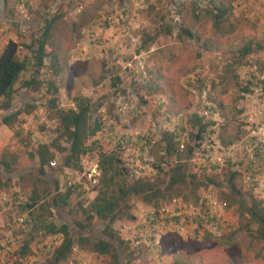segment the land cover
<instances>
[{"label": "rangeland", "instance_id": "rangeland-1", "mask_svg": "<svg viewBox=\"0 0 264 264\" xmlns=\"http://www.w3.org/2000/svg\"><path fill=\"white\" fill-rule=\"evenodd\" d=\"M31 1L2 0L0 15L9 20L8 29H15L19 22L25 27L20 8L30 21L44 20L40 8L52 0ZM79 6L51 13L48 57L37 71L31 56L22 59L17 51L25 68L16 85L34 76L39 83L34 91L29 87V97L39 99L38 106L51 94L48 81L63 87L54 94L58 107L63 103L60 108H69L75 96L97 105L91 116L102 121L103 128L87 141L90 155L117 150L130 179L140 175L154 179L158 174L165 181L163 173L152 167L162 161V134L176 135L175 150L182 156L204 126L199 131V148L186 159L193 184L172 187L156 208L131 198L132 218L113 223L119 238L130 245L127 251L138 253L131 255V264H264V241L258 239L257 225L244 212L254 197L264 205V0H79ZM219 11L223 13L215 30L212 16ZM40 26L30 32V38L25 29L21 31L18 46L29 52L27 45ZM245 45L250 47L246 55L241 53ZM54 69L59 71L55 76ZM14 92L11 98L17 96ZM141 100V110L135 109ZM122 105L132 118L121 117ZM102 116L108 121L101 120ZM138 118L143 123V140L126 137L127 142H121L124 129ZM41 122H33L32 129L41 137L31 136L32 132L22 139V149L8 143L0 150V154L6 151L16 156V174L8 181L0 172V212L8 214V220H0V264H47L60 242L59 235L31 237L23 223L17 222L19 217L26 218L19 206L33 188L49 186L51 190L52 179L58 191L75 186L65 205L52 209L48 220L55 223L79 220L80 204L85 206L95 193L77 184L83 181L79 174L58 170L62 154L52 148L55 165H45L42 176L35 174L38 164L33 150L55 137L54 123ZM18 132L14 129L15 138H20ZM117 141L121 142L118 148ZM57 144L64 146L61 140ZM174 159L169 156L167 164ZM161 166L162 172L168 168ZM234 172L232 183L238 196L227 188ZM212 203L222 204L223 210L217 212ZM162 207L167 211L159 212ZM150 210L157 214L150 218ZM90 224L89 232L98 235L99 223ZM119 230L126 231L124 239ZM137 237L135 247L133 238ZM154 241V248L147 245ZM23 242H27V252L17 258L15 252ZM106 262L104 256L72 250L58 264Z\"/></svg>", "mask_w": 264, "mask_h": 264}, {"label": "trees", "instance_id": "trees-1", "mask_svg": "<svg viewBox=\"0 0 264 264\" xmlns=\"http://www.w3.org/2000/svg\"><path fill=\"white\" fill-rule=\"evenodd\" d=\"M222 13V11H219L218 14L212 16V25L215 30H217L218 18ZM52 21L49 20L42 24L38 35L33 37L32 42L27 45L34 72L43 65V60L48 57L46 43ZM184 33L188 38H191V34L186 31ZM241 50V53L246 55L249 53L250 47L245 45ZM17 51L18 44L11 40H8L0 50V108L3 110L7 109L14 91V84L25 68L24 61L17 58ZM51 66L54 68V64H51ZM58 72L54 69L52 75L55 76ZM37 83H39L38 80L33 76L24 83V86L26 88L30 87L31 91H34L37 89L35 87ZM46 87L52 88L51 94L45 99L44 107L46 118L54 122L55 137L49 144H38L33 150V156L36 157L38 164V172L35 174L41 176L44 174L43 167L53 157L52 148L62 154L58 170L64 168L73 172V175H80L82 172L81 160L87 158L96 162L100 176L97 184L89 190L95 192L93 198L85 206L81 204L79 206L81 213L79 220L70 223L62 221L55 223L48 219L52 216V209H60L65 205V200L74 192V189L71 188L72 186L75 187L74 185L66 187L63 191H58L57 181L52 179L50 180L51 190L49 186L43 187L41 190L33 188L27 201L21 202L19 206V211L26 213V218L22 222L24 229L31 237L36 234L60 236V242L51 253L47 264H58L66 260L72 250H81L95 256H104L107 258L106 264H131V260L138 253H132V250L127 251L128 247L130 249V245L119 238L114 230L113 223L122 218L129 220L132 218L129 214V200L131 198L139 199L145 205L156 208L159 199H165V194L167 195L172 187L193 184V175L187 173L186 159L195 149L199 148L200 142L198 140L202 139L200 132L203 131L204 126L201 125L200 129L194 134V141L196 142L193 145L186 146L182 156L175 150L173 139L176 135L173 133L162 134L160 139L163 143L162 161L153 163L152 167L156 170V173H163L165 181L161 180L158 174L154 179L147 175L130 179L128 178L126 166L120 159L117 150L99 152L97 156L90 155L91 147L87 144V141L95 134L100 133L103 128V122L91 116L97 105H94L86 97L75 96L71 99L69 108H60L55 98L57 86L55 87L48 81ZM35 105V101L31 99L30 103L22 110L2 116L0 123L12 127L19 112L32 111ZM27 106L29 108H26ZM59 140L64 142L63 147L58 146ZM120 141L124 142L123 138ZM120 143L116 142L117 148ZM172 155L175 159L172 163L167 164V158ZM15 159L16 156L10 152L3 151L0 154V172L7 177L8 181L10 176L16 174ZM162 163L168 166L165 172H162ZM234 176L235 172L230 174L227 180V188L231 195L234 193V196H238V189L232 183ZM45 183H47L46 180ZM180 200L185 202L186 197L181 196ZM244 212L248 219L257 225L256 234L258 239L264 241V205L262 200L254 197L248 206H244ZM92 221L99 223L100 231L98 235L89 232ZM149 237L151 238V236ZM138 239L140 238H133V241ZM135 247H138V245ZM26 252L27 242H23L15 255L17 258H22ZM15 264H18V262H15Z\"/></svg>", "mask_w": 264, "mask_h": 264}, {"label": "crops", "instance_id": "crops-1", "mask_svg": "<svg viewBox=\"0 0 264 264\" xmlns=\"http://www.w3.org/2000/svg\"><path fill=\"white\" fill-rule=\"evenodd\" d=\"M31 2L35 3V0H32ZM72 4L74 5V8L75 7H81V6H79V0H65V1L64 0H54V1L52 0L49 3H46V6H43L40 8V11L42 10L41 16L44 20H41V21L31 20L30 21V18H28V21L25 23V27H23L24 23L19 22L18 24L14 25L15 29H13V30L8 29L7 28L8 26L5 25V23H7L9 20L0 15V50H1L2 46L8 40L14 41L18 44L21 41L20 40L21 38H19L18 36L20 35V37H21L20 33L25 32V30H26V34L30 38L31 37L30 32L34 33L33 30H35L39 24L42 25V21H44L43 23L45 24V22L52 19L51 18V17H53V15H51L52 12H55L56 10H59V9L67 10V8L69 6H71ZM0 5H2V0H0ZM68 9H71V8H68ZM0 11H1V8H0ZM48 11L50 14L48 13ZM44 13H45V15H44ZM40 19H41V17H40ZM95 30L97 31V28ZM17 33H19V34H17ZM18 54H20L21 58L24 55L27 57L30 56L29 52L26 49H22V47L20 45L18 46ZM21 73L19 74L18 79H20ZM24 83H25V81L22 82L21 86L14 84V85H16V87H14V91L17 93V96H15L13 94L12 98H10L9 105H8L7 109L3 110L0 108V118L3 115H6V114L10 115L13 112H16L17 110H20V109L22 110L28 103H30L31 99L35 101L36 105L34 107V110L31 112V114H25L23 111L19 112L16 116L15 123L12 124V127H7V126L3 125L2 123H0V150L4 145H6L8 143H10L9 145L13 144V146H17L18 148L22 149L23 148L22 144L25 143L22 139L26 138L30 133L33 132L32 131L33 122H41L42 121L41 122L42 125L54 123L53 120L46 118V110L44 107L46 97H44V99H41L42 103L44 105L38 106L40 100L29 97V94H32V92L30 91L29 87L26 88L24 86ZM123 86H125L124 87L125 89H128L126 84H124ZM57 90L61 91V90H63V87L59 86L57 88ZM19 92H20V95H19ZM0 103H1V100H0ZM42 103H40V104H42ZM141 103H142V100L138 101L137 107L138 106L139 107L138 108L136 107L135 109L141 110V105H140ZM122 108H124V109H122ZM122 108L120 106L121 110H125V107H123V105H122ZM123 112L124 113L121 117L132 118V115H131L132 113L127 112V110H125ZM134 117H135V115H134ZM101 120L108 121V119H105V116H102ZM126 124H127V122H126ZM14 129L19 131V134H20L19 137L20 138H15L13 136ZM122 133H123L122 137L124 138L125 142H127L126 140L128 137H130V139L137 137V139H139V141H141V139L143 140L144 137H142V133H144V129H143L142 119L138 118V119L134 120V123H132V125L127 126ZM104 134H106V133H104ZM123 135H125V136H123ZM31 136L41 137V136L35 134V132H33V134ZM110 138H111V136L109 137V139H107V141L110 140ZM23 171L24 170H21L19 172V174L23 173ZM69 173L71 175L73 172L69 171ZM68 183H71V182H68ZM77 184H79L81 186V182H77ZM23 217H25V216H23ZM0 220L1 221L2 220L3 221L8 220V214L7 213L5 214L4 212H0ZM124 232H126V231L125 230L124 231L119 230V234L122 237L124 235ZM123 239H124V237H123ZM16 242H18V241L16 240L15 243ZM147 245L154 248L153 245H155V241L148 243ZM152 248H149V249H152Z\"/></svg>", "mask_w": 264, "mask_h": 264}, {"label": "built area", "instance_id": "built-area-1", "mask_svg": "<svg viewBox=\"0 0 264 264\" xmlns=\"http://www.w3.org/2000/svg\"><path fill=\"white\" fill-rule=\"evenodd\" d=\"M77 9H79V7H76V10ZM18 13H19V16L22 19V21L26 23L28 21V15H27L26 11L23 8H20V9H18ZM59 106L62 107L63 103L59 102ZM48 165L50 167H52V166L55 165V162L54 161H49ZM81 165H82V172L79 175L81 178H83V181L81 182V187L83 188V190L89 191L92 187H94L97 184L98 178L100 176V171L98 169V166H97L96 162L93 161V160L87 159V158H84V159L81 160ZM213 206L216 209V211L219 212V213L223 210V206L220 203L219 204H213ZM163 211L166 212L167 209L165 207L164 208L162 207L161 211H159V212H163ZM148 213L152 216L153 211L150 210V212H148ZM172 213H174V212H172ZM156 214L157 213L154 212L153 215H156ZM17 222L19 224H21L23 222V218L19 217L17 219ZM133 244L136 245L137 241H134ZM156 264H162V263H161V261H157Z\"/></svg>", "mask_w": 264, "mask_h": 264}]
</instances>
